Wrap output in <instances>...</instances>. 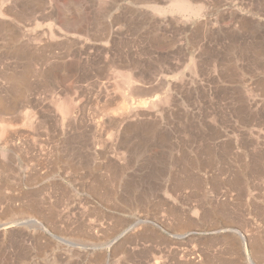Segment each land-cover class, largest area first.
I'll return each instance as SVG.
<instances>
[{
	"label": "rangeland",
	"instance_id": "rangeland-1",
	"mask_svg": "<svg viewBox=\"0 0 264 264\" xmlns=\"http://www.w3.org/2000/svg\"><path fill=\"white\" fill-rule=\"evenodd\" d=\"M0 101V264H264V0H0Z\"/></svg>",
	"mask_w": 264,
	"mask_h": 264
},
{
	"label": "bare ground",
	"instance_id": "bare-ground-1",
	"mask_svg": "<svg viewBox=\"0 0 264 264\" xmlns=\"http://www.w3.org/2000/svg\"><path fill=\"white\" fill-rule=\"evenodd\" d=\"M182 5H183V4H182ZM125 69H126V68H125ZM116 70H117V69H116ZM118 71H119V70H118ZM127 71H128V70H127ZM116 72H117V71H116ZM120 73H121V72H120ZM121 74H122V73H121ZM127 74H128V75H126V73H125L126 76H129V75L131 76V74H129V73H127ZM122 75H123V74H122ZM133 75H134V74H133ZM133 75H132V76H133ZM135 76H136V75H135ZM135 76H134V77H135ZM125 78H126V77H125ZM125 78H124V79H125ZM140 78H141V77H140ZM16 79H17V78H16ZM16 79H15V80H16ZM137 79H138V78H137ZM137 79H136V80H137ZM18 80H19V79H18ZM18 80H16V81H18ZM23 81H24V80H23ZM134 81H135V80H134ZM140 81H141V80H139V82H140ZM20 82H22V81L20 80ZM135 82H136V81H135ZM18 83H19V81H18ZM138 84H139V83H138ZM16 85H17V84H16ZM19 89H20V87H19ZM20 91H21V90H20ZM18 94H19V93H18ZM162 100L164 101V98H163ZM166 101H167V100H165L164 103H166ZM152 103H153L152 105H154V102H152ZM1 104H2V105H1ZM127 105H128V104H127ZM0 106H1V107L3 106V103H2L1 101H0ZM152 107H153V106H152ZM65 108H66V107H65ZM65 108H64V109H65ZM60 109H61V107H60ZM130 109H131V107H130ZM66 110H68V109L66 108ZM129 111H130V110H129ZM148 130H149V129H148ZM261 163H262V162H261ZM261 166H262V165H261ZM178 182H179V181H178ZM179 183H180V182H179ZM177 211H178V210H177ZM241 212H242V211H241ZM227 215H228V214H227ZM230 215H231V214H230ZM223 217H224V216H223ZM227 218H228V217H227ZM227 218H226V219H227ZM224 219H225V218H224ZM230 219L232 220L233 218L230 217ZM235 219H236V218H235ZM228 220H229V219H228ZM189 221H190V220H189ZM237 221H238V220H237ZM190 223H191V222H190ZM182 224H183V222H182ZM187 224H188V222H187ZM190 226H191V225H190ZM256 237H257V236H256ZM256 237H255V238H256ZM257 238H258V237H257ZM252 240H253V239H252ZM258 241H259V240H258ZM258 241H257V243H258V245H259V242H258ZM255 243H256V240H255ZM251 244H252V242H251ZM258 245H257V246H258ZM262 245H263V244H262ZM262 245H261V246H262ZM251 246H252V247H253V246L255 247V244H252ZM257 246H256V247H257ZM254 247H253V249H254ZM257 248H259V247H257ZM262 248H263V247L259 248V250L262 249ZM251 249H252V248H251ZM228 250H229V249H228ZM254 250H255V249H254ZM257 250H258V249H257ZM252 253H254V252H252ZM255 253H257V252H255ZM255 253H254V254H255ZM260 253H261V251L258 252L257 254L259 255ZM262 254H263V253H262ZM220 255H221V254H220ZM217 256H218V255H217ZM263 256H264V255H263ZM218 257H219V256H218ZM260 258H261V257H260ZM262 258H263V257H262ZM214 259H215V258H214ZM205 260H206V259H205ZM205 260H204V261H205ZM149 261H150V260H149ZM217 261H219V260H217ZM220 261H221V260H220ZM222 261H223V259H222ZM208 262H209V261H208ZM150 264H151V263H150Z\"/></svg>",
	"mask_w": 264,
	"mask_h": 264
}]
</instances>
